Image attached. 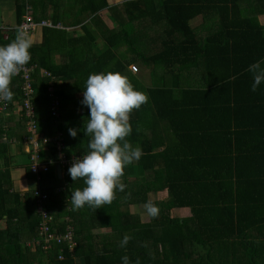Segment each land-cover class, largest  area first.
Instances as JSON below:
<instances>
[{
	"label": "trees",
	"instance_id": "obj_1",
	"mask_svg": "<svg viewBox=\"0 0 264 264\" xmlns=\"http://www.w3.org/2000/svg\"><path fill=\"white\" fill-rule=\"evenodd\" d=\"M11 1L14 23L5 25L0 15V46L15 39L26 17L49 23L29 33L27 65L33 67L37 133L60 134L66 157L89 151L91 136L82 129L90 111L81 101L90 74L119 72L149 102L132 112L127 137L143 155L126 166L125 191L117 190L110 205L73 209L72 189L86 185L74 182L69 168L65 192L42 190L54 228L63 233L70 226L74 234L71 250L66 244L43 250V242L35 244V188L21 194L12 187L9 143L28 136L20 79L12 78L6 112L19 107L20 118L11 123L0 110V264H122L124 255L130 264H243L241 258L264 264L251 242L264 236V82L253 92L248 71L264 61V24L256 8L262 0H120V7L108 0ZM198 15L202 21L193 26ZM154 44L162 48L151 49ZM130 65L148 69L151 84ZM49 87L59 102L56 117L50 114ZM69 128L77 130L75 138ZM19 156L30 164V153ZM29 164L16 167L24 166L26 177L36 181ZM50 171L43 176L57 179ZM151 193H166L151 201L158 217L132 213L130 206L141 212ZM181 209L189 215L172 214ZM100 230L110 231L107 242L94 241ZM125 235L131 239L122 248Z\"/></svg>",
	"mask_w": 264,
	"mask_h": 264
},
{
	"label": "clouds",
	"instance_id": "obj_2",
	"mask_svg": "<svg viewBox=\"0 0 264 264\" xmlns=\"http://www.w3.org/2000/svg\"><path fill=\"white\" fill-rule=\"evenodd\" d=\"M32 44L33 40L28 33L18 28L15 39L5 46H0V99L12 101V78L19 75L30 62L29 49ZM262 63L264 61L254 62L248 68L253 76V92L264 82ZM148 102V95L135 90L129 79L119 72L89 75L81 101L90 111V118L84 122L82 129L85 135L91 136L89 151L81 158L74 159L68 169L74 182L82 179L86 186L82 190L72 189L70 200L73 209L78 210L85 205L99 209L105 204L110 205L116 199L117 190L125 191L126 185L122 182L125 168L139 161L143 155L142 149L134 148L127 139L133 131L130 116L134 110H139ZM68 132L73 138L77 136L75 128H69ZM143 207L148 216L158 217L160 210L151 201ZM54 225L53 217L52 230L55 229ZM130 239L131 237L125 235L120 241V247L125 248ZM121 261L122 264H130L127 255L122 256ZM136 264H140L139 259Z\"/></svg>",
	"mask_w": 264,
	"mask_h": 264
},
{
	"label": "built area",
	"instance_id": "obj_3",
	"mask_svg": "<svg viewBox=\"0 0 264 264\" xmlns=\"http://www.w3.org/2000/svg\"><path fill=\"white\" fill-rule=\"evenodd\" d=\"M49 25L47 22L35 23L31 17H26L25 21L20 24L19 28H22L29 33L39 26ZM133 72H137V68L134 65L130 66ZM33 73V67L26 65L23 70L19 73V75L14 76L20 79V90L22 94V102L21 107L23 109L24 117L26 118V130L28 136L25 138L26 143L29 145V149L27 152L30 153V173L36 178H40L42 175H46L52 164L58 165L67 169L71 167L74 159L81 158L82 156L70 155L66 157L63 150L65 148V144L60 134L54 137H42L37 133V127L35 122V108L32 104V98L34 95V90L32 87L33 78L31 74ZM42 75L49 77L50 74L48 72L42 71ZM52 87H49L48 91L50 92V96L52 100L50 102V114L53 117L58 116L59 110V102L58 99L54 98L52 95ZM8 108V102L0 99V110L6 112ZM41 145L45 146H53L56 151V158L49 159L46 162L39 161L38 152ZM36 201L35 212L40 217V223L38 225V237L35 240V244L39 245L40 242H43V250H48L51 245H62L66 244L71 250L73 243V229L70 226H67L63 233H59L57 230H52L53 216L49 211H47L45 207V203L48 200V195L46 192H43L41 188H36L33 192ZM59 259H63L64 257L59 254Z\"/></svg>",
	"mask_w": 264,
	"mask_h": 264
},
{
	"label": "crops",
	"instance_id": "obj_4",
	"mask_svg": "<svg viewBox=\"0 0 264 264\" xmlns=\"http://www.w3.org/2000/svg\"><path fill=\"white\" fill-rule=\"evenodd\" d=\"M114 1H116V0H114ZM13 9H14V6H13V2L11 0H0V15H1V19H2V21H3V23L5 25H13V23H14V17H13V11L14 10ZM195 21L197 22L195 24L197 26V24H199V22L202 21L201 16H199V15L196 16L194 19H192L190 21V24L194 23ZM259 22H260V20H259ZM260 24L263 25V23H261V22H260ZM197 34L199 35V33H197ZM154 45H152V46H154ZM152 46L150 48L151 49H155V50H157L159 48H162L161 45H157L156 47H152ZM160 66H161V64H156V65H153L152 67H160ZM198 77H199V73H198ZM156 79H157V77H156ZM158 81L161 82L160 81V78H159ZM196 82H194V83H196ZM16 109L14 108L13 113H11L9 115V117H7V119L11 123L18 124L20 117H19V114H18V108H16ZM25 131L27 133L26 128H25ZM25 138H26V136H24L22 139H20V138L19 139L12 138L10 140V143H9L10 149L11 148H13V149L16 148L17 149V152H19V155L20 154L22 155V153H24V154L27 153L28 143H26ZM40 154H42V157H40ZM12 156L15 158L16 155L12 154L11 157ZM38 156H39V161H41V162H46L49 159H52V160L55 159V158L51 157V154H50V151H49V147L48 146H44V147L41 146L40 149H39V152H38ZM19 161H21V163L23 165H25V166L28 165L29 162H28V160L26 158L19 156V159L16 161V163L11 166V167H13L12 169H14L13 174H11L12 187L14 186L15 188H17V191L22 194V193L26 192L27 190H31V189L37 188L39 186L34 187V188L29 187L30 186V182L35 181V180L30 179V177L29 178L26 177L25 172H24V169H23L24 166H23V168L22 167H16V165L21 164V163H19ZM30 163H31V160H30ZM57 166L58 165H54V164L51 165L50 174L53 171H54V173H56V167ZM17 173H18V175H17ZM65 174H66V169H64L63 167H61V175H60V178H58V176H57V179H56L57 181L58 180L59 181H63V183L61 182L62 184H64L63 187H59L62 184H60L59 182H56V184H54V183L49 184L48 188H46V189H49V188H51L53 190L58 189V190H61V192H65V188L67 187V183L64 180L65 179ZM55 175H57V174H55ZM13 176L15 178H17V179L15 180ZM48 178L51 181L55 179V177H53V176H48ZM39 180H40L39 178H36V181L37 182H39ZM109 233H110V231H107V230L96 231L94 233V235H93L94 241L97 242V240L99 239L100 240V241H98L99 243L107 242L108 241V237H109ZM106 234H107V237H104V235H106ZM243 262H244V264H246L245 263L246 261L244 259H243Z\"/></svg>",
	"mask_w": 264,
	"mask_h": 264
},
{
	"label": "rangeland",
	"instance_id": "obj_5",
	"mask_svg": "<svg viewBox=\"0 0 264 264\" xmlns=\"http://www.w3.org/2000/svg\"><path fill=\"white\" fill-rule=\"evenodd\" d=\"M108 2H109L110 4H112L113 6H117V7H120L121 4H122L120 0H116V1H114V0H108ZM256 8H257L258 11H259V10L261 11V12L258 13V19L260 20L261 23L264 24V1L262 0ZM196 23H197V22L195 21L194 23H192V25L194 26ZM76 29H77V28H76ZM76 29H75V30H76ZM66 31L69 32V31H73V30L68 29V30H66ZM71 33L74 34V31L71 32ZM98 42L101 43L100 40H99ZM156 46H157V45L155 44L154 47H156ZM157 50H158V49H157ZM130 66H131V65H130ZM130 66H129L128 68L130 69V71H131L132 73H134V74L140 76L146 85H150V84H151V79H150V77H149V70H148V69L143 68V67L140 68L138 65H134V66L137 68V72H133V70L131 69ZM158 80H159V78H157V79L155 78L154 85H155L156 87L162 85V83L159 82ZM17 108H18V110H19V107H17ZM15 109H16V108H15ZM16 110H17V109H16ZM7 113H8V112L1 113V114H3L2 117H5V118L9 117V114H7ZM8 150H9V155H10V159H9V160H10V162H11V165H14V164L16 163V161L19 159V152H17V149H16V148H15V149H13V148L10 149V146H9ZM12 154L16 155L15 158H14L13 156L11 157ZM12 168H13V167L10 168V170H11V174H13V172H14V169H12ZM18 173H19V172H18ZM18 173H17V175H18ZM13 177H14V176H13ZM14 179L16 180L17 178L14 177ZM64 180H65V179H64ZM17 181H18V180H17ZM56 182H59L60 184L63 183V181H59V180L57 181L56 179H54V180L51 181V180L48 178V176H43V175H42V176H41V179L39 180V182H37V181H32V182H30V186H29V187L34 188V187L39 186L41 189H46V188H48L49 184H52V183L56 184ZM61 182H62V183H61ZM63 186H64V184L60 185L59 187H63ZM13 189L17 190V188H15L14 186H13ZM61 189H62V188H61ZM31 190H32V189H31ZM33 191H35V189H34ZM54 191L59 193L61 190L56 189V190H54ZM47 194H48V193H47ZM165 198H166V193H161V194H157V195L152 194V193L149 194V201L162 200V199H165ZM130 210H131V212L134 213V214H135V213H136V214L140 213L144 218H145V217H148L147 213H145V211H144L143 208H141V212H139V207H136V206L132 205V206H130ZM172 214H173L174 216L186 217L187 215H189V210H188V209L173 210ZM67 220L69 221L70 218H68ZM67 220H66V221H67ZM143 221H145V219H144ZM104 237H107V234L104 235ZM247 240H249V238H248ZM251 242L254 243V244H256L255 252L259 255L258 258H259V259H263V258H264V236H262V235L259 236V234H257V236L254 237V239H253ZM240 261H241V263L244 264V262H243V258H241Z\"/></svg>",
	"mask_w": 264,
	"mask_h": 264
},
{
	"label": "water",
	"instance_id": "obj_6",
	"mask_svg": "<svg viewBox=\"0 0 264 264\" xmlns=\"http://www.w3.org/2000/svg\"><path fill=\"white\" fill-rule=\"evenodd\" d=\"M56 174H57L58 178H60V175H61V168H60V166H57L56 167Z\"/></svg>",
	"mask_w": 264,
	"mask_h": 264
}]
</instances>
